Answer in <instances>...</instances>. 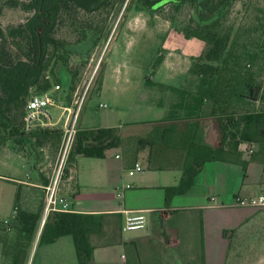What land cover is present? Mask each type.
I'll return each instance as SVG.
<instances>
[{"label": "trees", "instance_id": "trees-1", "mask_svg": "<svg viewBox=\"0 0 264 264\" xmlns=\"http://www.w3.org/2000/svg\"><path fill=\"white\" fill-rule=\"evenodd\" d=\"M116 1L0 0V11L7 6L27 13L24 21L5 28L0 26V147L8 139L21 143L27 137H62V130L27 128L23 120L26 103L32 95L49 91L55 84L61 87L56 83L62 82L57 75L58 67L63 69L60 72L67 77L69 89L74 90L77 70L69 66L71 52L66 40L55 35L65 17L72 12L107 9ZM136 1L141 9L152 14L167 3L175 4L176 9L184 3L192 5L194 14L176 30L186 38L204 43L201 54L191 58L189 68V73L199 80L193 89H186L163 86L147 78L145 86L152 100H157L158 105L167 101L171 105L167 117L153 128L151 137L122 135L120 127L77 128L72 151L102 158L106 149L120 147L135 159L140 150L147 149L146 169L181 171L176 184L162 187L168 205L173 196L184 194L193 186L206 161H229L245 167L241 144L253 145L256 151L251 156L259 157L264 163V64L257 68L249 63L242 65L232 55L231 25L226 26V22L236 0ZM81 29L82 37L77 42L85 39L87 31H91L96 42L109 33L93 25H82ZM257 54L264 57V43L257 48ZM251 104L256 108L250 109ZM207 117H212L218 129L213 145L197 139L200 124ZM41 214L42 207L36 212L16 207L10 224L12 237L0 222V233H4L0 237L1 252L11 264L27 263ZM120 218L118 213L52 212L41 228L37 243H51L70 235L78 264H90L95 248L116 241Z\"/></svg>", "mask_w": 264, "mask_h": 264}, {"label": "crops", "instance_id": "crops-1", "mask_svg": "<svg viewBox=\"0 0 264 264\" xmlns=\"http://www.w3.org/2000/svg\"><path fill=\"white\" fill-rule=\"evenodd\" d=\"M190 76L195 78L185 80L180 86L160 82L157 84L193 89L199 78L196 75ZM104 80L105 75L103 83ZM144 91L140 107L133 110L126 120L106 114L100 117L99 124L88 125L81 122L78 128L120 127L122 135L151 137L153 128L159 120L167 117L171 105L168 101L158 105L157 100L149 98V90L145 84ZM146 96L148 98L144 100ZM65 107L69 109H66L69 118L71 107ZM212 122V117H207L198 129L197 139L204 144L213 145L217 141L218 129ZM63 128L64 126L58 128L54 125L47 129L63 132ZM7 148H0V158L4 163L16 157L9 154L10 150ZM255 151L256 148L254 153ZM147 154V149H143L132 159L120 147H113L106 149L102 158H97L99 162L92 163L93 171L80 175L77 167L66 168L60 193L65 198L64 192L78 195L70 201L66 198L70 211L118 213L121 216L116 228V241L111 245L95 248L90 264H241L244 248L241 247V240L245 239L241 235V229L251 223L254 216L264 215V208L238 206L234 204V200L236 197H256L264 193V190L257 188L264 180V163L259 157L243 154L245 167L229 161H206L196 175L193 186L186 193L173 196L166 205L162 187L176 184L181 171L178 168L146 169ZM29 159L34 162L33 167L37 169L38 175L27 174L24 178L21 174L0 173V209L4 192L11 189L9 183H19L34 193L40 192L39 208L43 207L42 187L51 173L48 168L50 162L44 164V160L37 157ZM135 163L141 165V171L146 172L134 178L131 176L135 174L129 175L128 170ZM156 175L162 181L156 182ZM74 184L77 188H93L95 192L89 199H83L79 195L80 188L75 189ZM136 186L140 188L136 189ZM213 196L216 198L214 201L210 200ZM137 211L153 217L147 220L146 227L142 230L122 232L124 217ZM7 230L11 234H8L9 237H12V227L8 226ZM38 245L39 251L27 264H78L70 235ZM6 261L9 259L3 255L0 246V263L6 264Z\"/></svg>", "mask_w": 264, "mask_h": 264}, {"label": "rangeland", "instance_id": "rangeland-1", "mask_svg": "<svg viewBox=\"0 0 264 264\" xmlns=\"http://www.w3.org/2000/svg\"><path fill=\"white\" fill-rule=\"evenodd\" d=\"M193 14L194 8L190 3H184L178 9L175 4L167 3L152 14L141 9L136 0H117L107 9L72 12L65 17L63 23L56 29L55 35L66 40L67 48L71 52L69 66L77 70V75L74 78V90H71L67 77L60 72V70L64 72L63 69L58 67L60 70L57 71V75L62 80L56 82L61 87L54 92L58 107L50 108L54 121L59 119L55 127L64 126L68 117L66 110L63 109L65 106L71 107L67 125L72 123L75 117L76 129L81 122L97 125L100 117L106 114L126 120L133 110L140 107L147 78L152 82L175 86L182 85L189 78H195L189 73L190 59L201 54L204 43L196 38H186L176 30ZM26 16L27 13L19 8L4 6L0 11V26L5 28L17 24L24 21ZM82 25L99 26L103 32L109 33L105 39L103 34L102 40L96 42L91 31H87L85 39L77 42L79 37H82ZM229 25L232 34L230 48L237 61L242 65L249 63L256 68L263 65L264 57L257 56V48L264 43V0H236L230 8L226 22V26ZM253 52H256L254 58L251 57ZM259 53L262 54L261 51ZM255 74L258 76L257 69ZM146 98L148 96L144 100ZM99 103H106L107 106L99 107ZM249 108L255 109L256 106L251 104ZM16 122L18 123V120ZM61 138L55 135L27 137L21 143L6 140L0 148L8 147L10 150L8 153L16 157L6 163L0 158V173L21 174L24 178L27 174L36 176L37 169H34V162L29 159L36 157L42 158L44 164L50 162L48 168L52 173ZM72 150L71 147L63 165V178L66 168L75 166L82 175L93 171L92 163L100 161ZM244 155L248 156L247 153ZM145 172L146 170L136 172L131 177H140ZM155 178L156 182L162 181L157 175ZM9 184L11 189L4 192L3 205L0 209V222L6 226V231L13 221L16 207L23 206L22 210L38 211L41 197L40 192L34 193L24 185ZM73 186L75 189L80 188L79 195L83 199H89L95 192L90 187L77 188L75 184ZM139 188L140 186H136V189ZM257 188L264 190V180ZM63 194L69 201L78 196L68 192ZM152 217L149 214L147 220ZM8 234L11 235L9 232ZM3 235L4 233H0L1 238ZM39 235L38 237L35 235L29 248L27 263L29 260L32 261L35 253L39 251L37 243ZM241 235L245 237L243 241L241 240V247H244L241 264H264V215L254 216L252 222L241 229ZM6 264L11 263L6 261Z\"/></svg>", "mask_w": 264, "mask_h": 264}, {"label": "built area", "instance_id": "built-area-1", "mask_svg": "<svg viewBox=\"0 0 264 264\" xmlns=\"http://www.w3.org/2000/svg\"><path fill=\"white\" fill-rule=\"evenodd\" d=\"M60 86L58 84L53 85L52 89L42 94L32 95L25 106V112L23 120L27 128L38 126L40 128H49L56 125L59 121H54L53 115L50 111L51 106H57L54 92L58 90ZM80 104V103H79ZM106 103H99V107H106ZM64 110H69L64 107ZM76 116V115H75ZM75 118V117H74ZM74 118L72 123L67 125L68 118L64 123L62 132L61 145L57 156L56 165L51 175L48 178L46 184L43 185V207L41 214V221L39 223V230H41L47 216L52 212H65L70 211L69 203L67 199L60 193V185L63 180V165L65 163L68 152L70 151L74 137L76 134V128L74 125ZM241 150L248 155L254 153V146L248 144H241ZM143 168L138 163H135L133 168L128 170L129 175H133L136 172L141 171ZM130 187V184H127ZM215 196L210 200L214 201ZM234 204L238 206H249L254 208H264V193L256 197H236ZM14 216L16 214V208L14 209ZM13 216V217H14ZM7 223V222H5ZM147 216L143 211H137L130 213L124 217L121 224L122 232H129L135 230H142L146 227ZM3 264V263H0Z\"/></svg>", "mask_w": 264, "mask_h": 264}, {"label": "water", "instance_id": "water-1", "mask_svg": "<svg viewBox=\"0 0 264 264\" xmlns=\"http://www.w3.org/2000/svg\"><path fill=\"white\" fill-rule=\"evenodd\" d=\"M41 230H38L37 233H36V236L38 237L39 233H40Z\"/></svg>", "mask_w": 264, "mask_h": 264}]
</instances>
